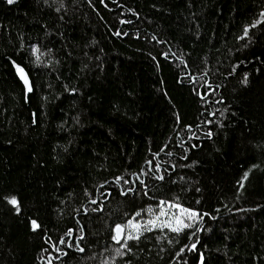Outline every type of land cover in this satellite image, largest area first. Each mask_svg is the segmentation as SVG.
Returning <instances> with one entry per match:
<instances>
[{
	"label": "trees",
	"instance_id": "1",
	"mask_svg": "<svg viewBox=\"0 0 264 264\" xmlns=\"http://www.w3.org/2000/svg\"><path fill=\"white\" fill-rule=\"evenodd\" d=\"M262 14L0 0V264H264ZM161 202L199 221L113 239Z\"/></svg>",
	"mask_w": 264,
	"mask_h": 264
},
{
	"label": "rangeland",
	"instance_id": "2",
	"mask_svg": "<svg viewBox=\"0 0 264 264\" xmlns=\"http://www.w3.org/2000/svg\"><path fill=\"white\" fill-rule=\"evenodd\" d=\"M177 220L181 223H177ZM198 221L199 215L197 213L170 203L163 204L161 202L158 207L139 212L130 221L126 222L125 226L122 227L120 239L124 244L128 241L129 236H138L148 230L161 227L181 230L193 227Z\"/></svg>",
	"mask_w": 264,
	"mask_h": 264
},
{
	"label": "snow or ice",
	"instance_id": "3",
	"mask_svg": "<svg viewBox=\"0 0 264 264\" xmlns=\"http://www.w3.org/2000/svg\"><path fill=\"white\" fill-rule=\"evenodd\" d=\"M12 2H13V0H8V3H12ZM262 15H264V14H262ZM245 33H247V29H245ZM17 70L21 73V78L24 79V82L27 85L28 84V81H27L26 76H24V74H23V70L22 69H19V68ZM28 91H31V88L30 87L28 88ZM10 203L12 205H14V206H17V204H18V202H17V200L15 198L11 199L10 200ZM32 223H33V228L34 229L38 227V225L36 224L35 221H33ZM177 223H181V221L177 220ZM185 226H187V225H185ZM173 230L174 231H178L179 229L178 228H174ZM121 232H122V229L120 228L119 225H117V228H116L117 235L115 237H113V239H116L119 242V238H120ZM128 238L131 239L133 237L129 236ZM193 247H195V246H193Z\"/></svg>",
	"mask_w": 264,
	"mask_h": 264
},
{
	"label": "water",
	"instance_id": "4",
	"mask_svg": "<svg viewBox=\"0 0 264 264\" xmlns=\"http://www.w3.org/2000/svg\"><path fill=\"white\" fill-rule=\"evenodd\" d=\"M23 74H24V76H26L27 81H28V84L26 85L25 82H24V79L21 78V73H19V81H20L21 84L24 86V88L28 89V88L30 87V85H31V83H30V79H29L28 74H27L24 70H23ZM115 233H116V231H115ZM116 235H117V233H116ZM119 239H120V238H119Z\"/></svg>",
	"mask_w": 264,
	"mask_h": 264
}]
</instances>
